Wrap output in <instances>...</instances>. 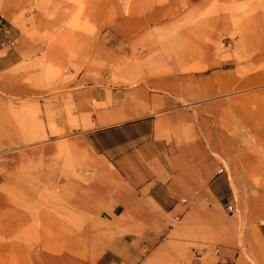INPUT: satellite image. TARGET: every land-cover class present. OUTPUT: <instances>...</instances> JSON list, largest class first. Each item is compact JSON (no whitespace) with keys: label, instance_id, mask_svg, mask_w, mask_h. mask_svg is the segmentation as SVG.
Wrapping results in <instances>:
<instances>
[{"label":"rangeland","instance_id":"obj_1","mask_svg":"<svg viewBox=\"0 0 264 264\" xmlns=\"http://www.w3.org/2000/svg\"><path fill=\"white\" fill-rule=\"evenodd\" d=\"M20 1L0 0V10ZM0 20L9 28L0 40L9 38ZM10 21L16 45L0 51L14 53L0 73V264L100 252L117 233L119 201L140 195L88 133L153 113L166 148L178 146L193 131L185 108L206 143L227 151L214 156L231 203L181 221L157 208L159 221L134 226L141 253L151 228L157 242L190 240L202 260L231 237L236 264H264V0H30Z\"/></svg>","mask_w":264,"mask_h":264},{"label":"crops","instance_id":"obj_2","mask_svg":"<svg viewBox=\"0 0 264 264\" xmlns=\"http://www.w3.org/2000/svg\"><path fill=\"white\" fill-rule=\"evenodd\" d=\"M29 3L30 0H21L15 5L7 2L1 8L4 15L0 10V17L11 25L10 37L14 38L17 34L10 19L18 14L20 7H28ZM25 44L20 43L22 50L25 49ZM4 48L0 43V51ZM13 54L9 52L0 56V73L14 63ZM180 112L189 115L182 125L187 124L193 131L178 146L171 142L172 144L167 145L169 148H166L162 136L166 129L160 124V117L156 118L153 113L116 129H98L88 133L93 147L115 164L118 175L127 181L133 191L139 192L140 196L128 202L119 201L118 207H121L122 212L117 214V233L100 246V252L88 256L86 261L70 256H51L53 264L237 263L240 257L236 256V241L231 237L224 239L217 247L215 257L209 256L203 260L198 249L189 246L190 240L168 237L157 242L149 232L151 228L149 231L143 228V233L149 238V252L142 254L139 248L140 238L134 226L139 227L140 222L146 225L150 220L159 221L157 208L181 221L195 213L203 218L205 210L218 213L223 205L231 203L228 176L214 156V153L227 151L221 150L220 144L211 139V143H206L204 129L192 122L198 120H194L191 115L194 112L188 108ZM112 132H117L118 135L123 133V136L120 134L116 142L107 143L106 137ZM127 210L137 211L134 212L137 214L121 218V214ZM143 210H149L150 218L140 216V211Z\"/></svg>","mask_w":264,"mask_h":264},{"label":"built area","instance_id":"obj_3","mask_svg":"<svg viewBox=\"0 0 264 264\" xmlns=\"http://www.w3.org/2000/svg\"><path fill=\"white\" fill-rule=\"evenodd\" d=\"M0 31H3L5 34H9L8 25L1 20H0ZM0 43L2 46L7 47L8 49H13L16 45L15 39L10 37L8 38L7 36H5L3 39L1 38ZM228 208L231 209V206H229ZM217 251L218 250L216 249V252Z\"/></svg>","mask_w":264,"mask_h":264}]
</instances>
